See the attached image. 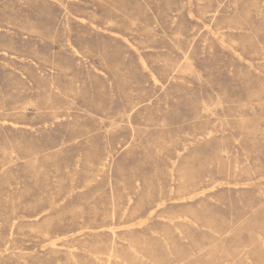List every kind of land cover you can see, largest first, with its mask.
I'll use <instances>...</instances> for the list:
<instances>
[{
	"label": "rangeland",
	"instance_id": "rangeland-1",
	"mask_svg": "<svg viewBox=\"0 0 264 264\" xmlns=\"http://www.w3.org/2000/svg\"><path fill=\"white\" fill-rule=\"evenodd\" d=\"M0 264H264V0H0Z\"/></svg>",
	"mask_w": 264,
	"mask_h": 264
},
{
	"label": "bare ground",
	"instance_id": "bare-ground-1",
	"mask_svg": "<svg viewBox=\"0 0 264 264\" xmlns=\"http://www.w3.org/2000/svg\"><path fill=\"white\" fill-rule=\"evenodd\" d=\"M192 197V196H191ZM187 198V197H186ZM194 198V197H193ZM162 203V202H161ZM130 227V226H129Z\"/></svg>",
	"mask_w": 264,
	"mask_h": 264
}]
</instances>
